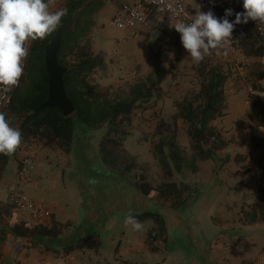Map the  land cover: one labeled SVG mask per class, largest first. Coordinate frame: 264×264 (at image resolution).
I'll use <instances>...</instances> for the list:
<instances>
[{
    "label": "trees",
    "instance_id": "16d2710c",
    "mask_svg": "<svg viewBox=\"0 0 264 264\" xmlns=\"http://www.w3.org/2000/svg\"><path fill=\"white\" fill-rule=\"evenodd\" d=\"M98 0H65L62 8L67 13L61 23L43 39L34 40L26 61V71L19 87L13 94L12 102L5 112L18 119V128L24 140H36L44 147H57L65 153L73 149L74 139L89 137L103 131L96 142L98 160L109 173L115 174L133 183L138 192L153 202H169L170 209L184 212L194 205L197 186L186 183L177 184L171 179L184 169L197 172L201 161H215L217 151L228 143L212 122L227 115L226 85L230 72L217 64L201 61L196 64L195 77L197 90L187 91L173 105L175 113L169 121L159 119L154 128L155 142L152 155L164 181L155 185L147 179L143 169L138 168L136 159L124 148L129 135L132 115L136 110L145 111L147 104L157 94H161V83L170 69H166L155 54L153 71L145 80L132 83L124 92H102L91 82L93 72L102 66L103 58L91 52L87 33L94 21L92 15L99 6ZM97 8V9H96ZM242 10L237 11L242 12ZM74 17V24L62 39L58 53V63L67 68L63 76L64 88L75 111L68 117L54 107L35 109L41 105L48 95V79L44 64V48L51 36L61 26ZM235 18V17H234ZM165 28L169 26L167 19ZM240 49L246 57L257 59L249 71L247 78L251 80L250 110L247 118L250 122L251 142L253 149L264 155V42L254 33L251 20L240 24L237 38ZM73 62H69L68 60ZM178 121L185 125L189 139V155L178 141ZM256 159V165L264 175V165ZM9 155L0 154V171L8 163ZM229 160V157H226ZM235 160V158H234ZM193 192L186 195L187 192ZM260 205L244 213L249 224L264 220V187L258 188ZM9 220H3L0 214V240L6 234L20 238L59 237L69 228L70 223L54 221L50 215L46 224L30 225L17 221L12 212H7ZM138 221L151 220L154 227L146 234L145 242L152 252L158 251V241L163 246L167 243V231L163 217L156 211H145L134 214ZM4 221V222H3ZM97 235L82 236L55 253L70 254L75 251L97 250ZM50 250V249H48ZM126 264L128 261H125ZM124 262V263H125ZM242 264H252L243 262Z\"/></svg>",
    "mask_w": 264,
    "mask_h": 264
},
{
    "label": "rangeland",
    "instance_id": "374dc122",
    "mask_svg": "<svg viewBox=\"0 0 264 264\" xmlns=\"http://www.w3.org/2000/svg\"><path fill=\"white\" fill-rule=\"evenodd\" d=\"M98 1L100 3L97 6L98 9L96 8L97 11L92 15L94 23L87 33L92 54L96 55L99 53L103 58L102 66L97 68L91 76V82L96 86L97 90L108 92L112 95L113 92L126 91L136 81L145 80L153 71L156 53L163 67L170 69V73L167 74L160 85L161 94H157L150 100L147 104L149 107L147 110H136L133 113L129 135L124 143L125 150L136 159L138 168L143 169L147 179L157 185L165 179L152 155V146L156 140L153 135L154 128L159 119L166 121L171 119L175 113L173 105L175 100L180 99L187 91L198 89V82L195 77L196 64L192 63L191 59L187 57V52L180 42L179 35L174 31L172 22H169V26L163 29L166 22L150 15L148 21L152 20V22L147 21L143 25L144 27L136 30L135 28L119 29L111 25V21L117 15L119 7L128 8L137 5L138 0ZM186 3L187 10L194 13L196 0H186ZM107 4L113 5L114 8L109 7ZM239 31L240 24L236 25L233 30L238 47H240L237 41ZM107 50L111 51L106 52ZM113 50L118 51L119 54H116L117 52L114 54ZM68 61L73 62V59L70 60L69 58ZM202 61L208 64L220 65L230 72V79L225 88L228 100V113L225 118L214 121L216 129L221 126L228 129H218L228 145L216 152L217 159L215 161L199 162L200 172L197 175L189 169H184L182 173L173 176L171 180L177 184L186 183L191 187H198V194L194 197V205L184 211L189 225L185 232L182 233L183 239H177V236L171 233L168 249L157 254L152 261L144 257L143 262L145 264H180L179 262L184 258V255H186L188 260L193 259L196 255V247L194 245L199 242L192 244L191 240L187 241V237L191 235L196 237V233L199 234V240H202L204 247L209 249L213 242L221 240L219 237L227 229L225 223L232 225V221H238L237 218L242 213L243 205L246 207V211H252L255 209L254 205L261 204L258 200V188L260 186L264 187V175L261 174V169L256 165L255 161L261 157L259 162L264 165V155L261 156L259 150L253 149L249 129L250 122L247 118V113L251 108L249 103L251 92L247 91L248 86H251V80L247 76L249 69H251L256 60L248 67L246 64L248 70L245 68L244 74H240L237 71V61L227 54H223L222 51L217 54V51L213 50ZM258 96L259 98H264L262 95ZM245 102L247 103L245 104ZM7 118L13 127L18 128L17 118L10 113ZM178 127L179 144L189 155V139L185 132V125L182 121H178ZM261 130H264L263 127H261ZM102 133L103 131L95 133L97 139L100 138ZM226 157H229V160H226ZM22 158L21 155L20 159L22 160ZM13 160L15 161L16 159L14 158L10 161L6 170L10 171L14 167L15 163ZM211 169H213L212 172ZM225 175H227V178H224ZM210 176L213 177V182L216 181L217 190L214 192L212 200L209 198L211 202L205 203L208 205L207 209L196 207L201 196L208 192V189L212 186L210 184L212 180ZM196 178L200 179V182H195ZM55 179L57 181L54 182ZM49 180L51 182L48 183L53 187H55L56 183L59 184L58 187L68 186L69 182V179L66 176H62L59 171L51 172ZM230 186H236L238 189L228 190ZM192 193L189 191L186 195H191ZM74 203L75 200L70 198V216H72L74 223L79 224L82 216L78 211H74ZM156 203L164 208L169 207V202ZM226 206L230 207V209L227 210ZM214 210L218 211L217 216L214 219H208L207 217L212 215ZM119 218H115V226L120 231L116 237V242L121 240L122 245L119 248L117 258L123 259L126 257L131 260V257L129 258L126 255L124 248L129 242L123 238L122 233L127 231V226L124 224V220ZM256 225H264V221H260ZM232 236L223 235V237ZM252 239L256 242V246L250 245V249L253 256H257L261 246L264 244V235H256ZM101 240L103 242L100 245V254L101 259H104V256L110 253L109 248L106 247L109 241H107V238L103 239L102 237ZM235 256L237 257L238 255L235 253ZM125 260L128 261L127 259ZM117 261L119 263V260ZM113 262L115 261L113 260Z\"/></svg>",
    "mask_w": 264,
    "mask_h": 264
},
{
    "label": "crops",
    "instance_id": "0c3cea01",
    "mask_svg": "<svg viewBox=\"0 0 264 264\" xmlns=\"http://www.w3.org/2000/svg\"><path fill=\"white\" fill-rule=\"evenodd\" d=\"M48 1L50 2L51 10L55 11L62 8L65 0ZM107 5L114 8L113 5ZM235 13L230 17L231 20L235 17ZM151 16L166 22L161 17ZM148 22H152V20ZM141 27L144 26H138L135 30ZM110 51L107 50L106 52ZM113 51L119 54L118 51ZM254 60L257 61L254 57L245 56L244 67L246 68V64L248 67ZM246 69L248 70V68ZM250 89L251 86H248L247 91L251 92L249 91ZM226 111L228 113V110ZM214 121L212 125L216 126ZM217 128L228 130L224 126ZM96 140L98 139L95 133L86 138H75L72 151L65 153L57 147H44L36 140H24L22 138V143L16 151L8 154V163L0 171V214L3 220L7 222L9 220L7 212H12L7 200V189L17 187L24 192L28 199L44 203L54 221L60 223L69 222L70 226L59 237H38L32 239L14 237L9 233L6 234L4 240H0V264H126L125 259L130 264H145L143 262L144 257L152 261L157 254L168 249L171 233L175 234L177 239L182 238V233L185 232L189 225L185 212H177L170 209V207L164 208L156 202L150 201L138 192L133 183L109 173L98 160L95 146ZM26 149H31L33 153L34 167L30 175L22 179L18 172L21 155L23 157ZM14 158L16 159L15 161L13 160L15 163L14 167L10 171L6 170L8 164ZM55 171H59L62 176H66L69 179L68 186L58 187L59 184L57 183L55 187L50 186L51 184L48 183L51 182L49 175ZM212 171L213 169H211ZM199 172L200 168L195 172L196 175ZM225 176L224 178H227V175ZM210 178H212L210 181L212 186L208 189V192L201 196L196 207L207 209L208 205L205 203L211 202L213 194L217 190L216 181L213 182V177L210 176ZM195 182H200V179L196 178ZM230 189H238V187L230 186L228 190ZM70 198L75 200L74 211H78L82 216L79 224L74 223L72 216H70ZM225 208L227 210L230 209L228 206ZM145 211H156L163 217L167 231L166 245L163 246L157 241L155 246L159 250L150 251L145 239L147 232L154 227V223L151 220L140 221L144 225L143 231L136 232L131 230L130 226H127V231L122 232L123 238L129 242L124 248L126 255L129 258L131 257V260L126 257L123 259L117 258L122 242L121 240L116 242V237L120 231L115 226V218L120 217V220H124L126 215H134ZM212 212L213 214L209 215L208 219H214L217 216L218 211L214 210ZM245 212L246 207L243 205L242 213L237 218L238 221H232V225L225 223L227 229L219 237L221 240L213 242L209 248L210 250L204 247L202 240H199V234L196 233V237L193 235L187 237V241L191 240L192 244L199 242L194 245L196 247V255L190 260L184 255V258L179 263L242 264L243 262H251L252 264H264V244L261 246L257 256H253L250 249V245L256 246V242L252 238L256 235H264V225H256L260 221L251 224L247 223L244 217ZM224 216L226 217V215ZM95 234L98 238L96 251L86 249L70 254L53 252V250H61L82 236ZM224 234L233 236L223 237ZM101 237L103 239L107 238V241H109L106 247L109 248L110 253L104 256V259H101L100 254V245L103 242ZM235 253L238 255L237 257ZM116 259L119 260V263Z\"/></svg>",
    "mask_w": 264,
    "mask_h": 264
},
{
    "label": "clouds",
    "instance_id": "9594fccd",
    "mask_svg": "<svg viewBox=\"0 0 264 264\" xmlns=\"http://www.w3.org/2000/svg\"><path fill=\"white\" fill-rule=\"evenodd\" d=\"M243 11L226 9L222 17L213 11H198L190 22L179 20L174 29L191 62L198 64L213 50L227 51L234 41L236 25L249 20L264 22V0H242ZM67 13L66 8L50 10L48 0H0V88L11 91L19 84L24 73L23 60L28 55L29 41L43 39L51 34ZM22 143V133L13 127L5 112L0 111V154H11ZM124 224L131 230H144L142 222L126 215Z\"/></svg>",
    "mask_w": 264,
    "mask_h": 264
},
{
    "label": "built area",
    "instance_id": "2783aa9c",
    "mask_svg": "<svg viewBox=\"0 0 264 264\" xmlns=\"http://www.w3.org/2000/svg\"><path fill=\"white\" fill-rule=\"evenodd\" d=\"M49 8L51 10V5ZM120 8V9H119ZM117 9V15L113 17L111 25L119 29H134L138 26H143L147 23L150 15H155L167 19L173 23V26L179 20L190 22L198 11L207 12L213 11L218 17H222L226 9H232L233 14L242 9V0H196L195 12L191 13L187 10L186 0H138L137 5L125 8L124 6ZM231 20V18L229 17ZM251 25L256 36L264 42V22L252 21ZM174 28V27H173ZM175 31V29H174ZM176 32V31H175ZM177 33V32H176ZM179 35V33H177ZM180 37V35H179ZM234 41L230 45L227 55L237 61L236 69L240 74H244L245 56L241 49L237 46L234 33L232 34ZM34 41H29L26 44L30 52ZM115 54V53H114ZM28 55L23 60L24 73L26 71V61ZM19 84L11 91L4 92L0 88V111L6 112L12 102L13 94L19 87ZM251 91V89L249 90ZM34 167V156L31 149H26L23 158L20 162L19 175L25 179L30 175ZM8 204L12 208L13 215L17 221L27 223L30 225L46 224L50 219V211L47 206L36 200L28 199L24 192L17 187H11L6 192ZM38 264V263H36Z\"/></svg>",
    "mask_w": 264,
    "mask_h": 264
},
{
    "label": "water",
    "instance_id": "95a60500",
    "mask_svg": "<svg viewBox=\"0 0 264 264\" xmlns=\"http://www.w3.org/2000/svg\"><path fill=\"white\" fill-rule=\"evenodd\" d=\"M73 24L74 17L53 33L44 48L43 56L48 79V95L47 99L35 109V112L43 108L54 107L59 109L64 117H68L75 111V107L69 100L64 88L63 76L67 72V68L60 65L57 60L62 39L70 31Z\"/></svg>",
    "mask_w": 264,
    "mask_h": 264
}]
</instances>
